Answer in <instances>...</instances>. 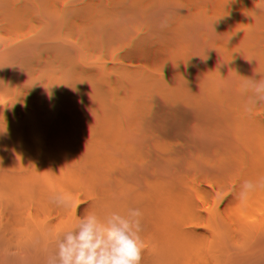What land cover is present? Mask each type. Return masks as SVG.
I'll list each match as a JSON object with an SVG mask.
<instances>
[{"label":"trees","instance_id":"16d2710c","mask_svg":"<svg viewBox=\"0 0 264 264\" xmlns=\"http://www.w3.org/2000/svg\"><path fill=\"white\" fill-rule=\"evenodd\" d=\"M262 74L264 0H0V264L129 208L141 264H264Z\"/></svg>","mask_w":264,"mask_h":264},{"label":"clouds","instance_id":"9594fccd","mask_svg":"<svg viewBox=\"0 0 264 264\" xmlns=\"http://www.w3.org/2000/svg\"><path fill=\"white\" fill-rule=\"evenodd\" d=\"M240 90L251 93L244 106V111L251 115L257 104L264 103V74L259 79L243 80ZM257 189H264V177L257 181L244 180L238 198L246 200ZM69 199L56 195L50 201L67 206ZM142 217L139 208H129L123 215L119 212L86 214L73 227L57 235L55 249L46 257L45 264H141Z\"/></svg>","mask_w":264,"mask_h":264}]
</instances>
